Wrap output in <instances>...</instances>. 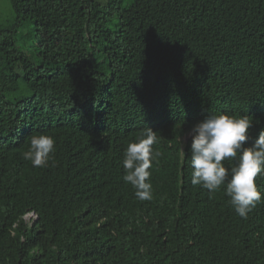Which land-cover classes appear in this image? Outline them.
Returning a JSON list of instances; mask_svg holds the SVG:
<instances>
[{
    "label": "trees",
    "instance_id": "16d2710c",
    "mask_svg": "<svg viewBox=\"0 0 264 264\" xmlns=\"http://www.w3.org/2000/svg\"><path fill=\"white\" fill-rule=\"evenodd\" d=\"M7 1L0 264H264V199L244 219L224 186H194L182 141L220 112L252 117L245 146L264 130V0ZM147 127L161 155L142 201L122 159ZM45 133L55 152L33 167Z\"/></svg>",
    "mask_w": 264,
    "mask_h": 264
},
{
    "label": "clouds",
    "instance_id": "9594fccd",
    "mask_svg": "<svg viewBox=\"0 0 264 264\" xmlns=\"http://www.w3.org/2000/svg\"><path fill=\"white\" fill-rule=\"evenodd\" d=\"M252 126L253 119L249 115L220 112L196 123L182 137L183 142L191 139V183L210 193L224 186L229 204L244 219L264 199L256 184V178L264 175V130L250 146H245ZM159 136L147 127L127 144L123 153V180L132 186L135 196L142 201L153 198L150 177L151 168L156 164L154 161L161 155L154 149L157 144L160 145ZM28 143L23 158L30 161L33 167L47 166L55 152L54 137L46 133L33 134ZM226 160L231 166L225 165ZM78 214L76 212L75 217ZM24 215L34 216L29 221L37 218L33 213Z\"/></svg>",
    "mask_w": 264,
    "mask_h": 264
},
{
    "label": "rangeland",
    "instance_id": "374dc122",
    "mask_svg": "<svg viewBox=\"0 0 264 264\" xmlns=\"http://www.w3.org/2000/svg\"><path fill=\"white\" fill-rule=\"evenodd\" d=\"M12 12L7 0H0V22L3 25L8 23V20H11ZM25 221H29L30 218H34V216H23Z\"/></svg>",
    "mask_w": 264,
    "mask_h": 264
}]
</instances>
